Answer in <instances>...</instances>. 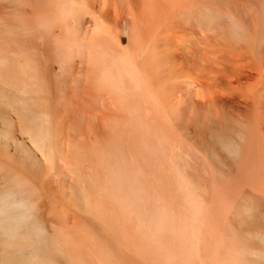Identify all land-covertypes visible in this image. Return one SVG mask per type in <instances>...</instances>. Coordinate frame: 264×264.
Here are the masks:
<instances>
[{"label":"rangeland","instance_id":"obj_1","mask_svg":"<svg viewBox=\"0 0 264 264\" xmlns=\"http://www.w3.org/2000/svg\"><path fill=\"white\" fill-rule=\"evenodd\" d=\"M46 1L0 0V63H6L1 67L7 72L10 62H20L24 52L19 50L30 52L28 58L34 51L31 57L44 71L40 73L41 83L47 85V90L43 86L41 106L44 103L51 111L55 140L59 142V159L53 164L24 125L28 114L18 89L25 82L9 74L14 82L8 85L12 81L8 73L1 76L0 89L6 87L9 97L0 94V176L18 175L29 184L31 200L37 204L35 223L44 229V235L30 247L9 246L0 240V264H181L185 258L182 264H188L187 260L192 264H221L233 257L244 261L247 254V264H264V0H78L88 8L79 41L95 39L100 28L105 31L102 40L107 47L123 38L122 50L135 56L144 72H149L154 55L167 58L159 73L148 77L147 85L136 90L133 86L139 84L132 82L125 91L105 80L94 57L76 56L62 68L57 51L71 41L67 32L71 26L65 23L43 34L37 25L47 9ZM28 28L36 30L27 32ZM12 30L18 31L14 37L15 32H9ZM16 51L18 58L9 60ZM6 54L8 60L2 61L1 55ZM18 62L11 64L18 66ZM23 72L21 79L27 76ZM88 89L96 98L86 104L81 95ZM53 95L62 96L61 100ZM130 99L138 100L129 105L135 104L134 110L128 107ZM71 118L77 123H70ZM150 125L154 127L151 133ZM104 156L111 162L135 161L139 166V180L131 181L130 188L139 191L147 205L155 199L152 206L143 203L148 213L134 217L138 211L125 205L115 182L108 180L109 188L104 191L88 180V173H92L105 183L109 168ZM10 190L0 188V194ZM190 196L203 207L209 204L212 208L206 219L208 228L200 236L202 244L196 249L183 244L188 248L184 250L180 236L194 217ZM186 201L191 203L187 208ZM169 206H173L172 211ZM156 207L172 213L167 220L169 229L160 230L151 222ZM201 219L205 217L195 222ZM162 230L168 235L174 233L168 237ZM237 234L248 241L249 253L237 250L242 245V240L234 241Z\"/></svg>","mask_w":264,"mask_h":264},{"label":"bare ground","instance_id":"obj_2","mask_svg":"<svg viewBox=\"0 0 264 264\" xmlns=\"http://www.w3.org/2000/svg\"><path fill=\"white\" fill-rule=\"evenodd\" d=\"M47 2V9H46V11H45V13L43 14V15H41L40 16V18L38 19V28L42 31V33L44 32V33H46V34H48V33H51L52 31H54L55 29H56V27L57 26H59V25H62V24H64V25H70L71 27H69L68 28V30H70V31H67V32H69L70 33V35H72V37H71V41L69 42V43H66V44H63L59 49H58V51H57V57L59 58V62L62 64L61 66H62V68L65 66L64 64H67L69 61L71 62V61H73L72 59H74L76 56H88L89 58H91V57H94L95 58V60L100 64V67H101V73H102V75H103V77L105 78V80L108 82V83H110L111 85H114V86H116L119 90H123V91H125L126 89H128V87L126 88V86H127V84H133L132 82H135V83H137V84H139V85H136V86H133V88H135L136 87V90H138L137 88L138 87H140L141 88V86L142 85H147L146 83H147V80H148V77L149 76H156L158 73H159V69H160V66H163V63H165L166 62V59L167 58H165L164 59V57H159V56H156V55H154V57H153V59H151L150 60V70H149V72H144V71H142L140 68H139V66H138V62H137V60H136V58H135V56H130L127 52H125L124 50H122V46H123V38L122 39H119L118 41H117V43L114 45V46H110L109 47V44H108V47L105 45V43L103 42V40L102 39H105L104 37H102L104 34H105V31L102 29V28H100L99 29V33H95L94 35H98L99 34V36L98 37H96L95 39L94 38H87V39H85L84 41H79L78 40V37L79 36H81L82 35V33H83V30H84V23H85V21L83 20V15H84V11L86 10V9H88L87 7H86V5L85 4H83V3H81V2H79L78 0H47L46 1ZM85 5V7H83ZM208 9H206V11H207ZM218 10V9H217ZM203 11V10H202ZM209 12V10L206 12V15H207V13ZM209 15V14H208ZM216 15V14H215ZM218 17H220V16H218ZM221 19V18H220ZM220 19H219V21H220ZM216 20H217V18H216ZM71 22H74L75 24L74 25H71ZM66 23V24H65ZM18 27V26H17ZM31 27V26H30ZM128 27H129V25H128ZM34 28V27H33ZM99 28V27H98ZM29 29V28H28ZM9 30H11V29H9ZM32 30V29H31ZM31 30L29 29L27 32H31ZM36 30V29H35ZM35 30H32V33H34L33 31H35ZM23 31H24V29H23ZM9 32H11L12 34H13V32H15L14 34H13V37L18 33V31H9ZM3 33V32H2ZM6 33V32H5ZM10 33V34H11ZM43 33V34H44ZM4 34V33H3ZM2 34V35H3ZM1 35V36H2ZM8 35V34H7ZM27 35V34H26ZM29 35H31V34H29ZM29 35H27V36H29ZM26 36V37H27ZM38 36V35H37ZM20 37V36H19ZM32 37H34L33 35H32ZM110 37V36H109ZM4 38V37H3ZM28 38V37H27ZM1 39V38H0ZM13 40V39H12ZM19 40H20V38H19ZM31 40V39H30ZM5 41H7V40H5ZM15 41H17V40H15ZM15 41H13V43H11V44H14V42ZM2 42V41H1ZM108 42V41H107ZM110 43V42H109ZM10 43H9V46L11 45ZM0 45H2V44H0ZM8 46V45H7ZM11 47V46H10ZM9 48V47H8ZM19 49V48H18ZM32 50V49H31ZM5 51H6V49H5ZM33 51V50H32ZM2 52V51H1ZM19 53L20 52H24V55L22 54V56L23 57H25L26 58V60H25V58L22 60V61H24L23 63H21V58H22V56H20L19 57V61L20 62H18V61H13V62H10V68H8L9 70V72L7 71V72H5L4 70H6V69H4L5 68V66H2V67H4L3 69H2V67H1V64L2 63H0V77L2 76H6V74H7V77H9V79L10 80H12V79H15V77H17V76H19V77H17V79L19 80H23V82H25V83H22V86L18 89V92H20V101L22 102L21 104L24 106H22L25 110H27V114H25V115H27V116H25V123H26V121H27V119L26 118H28V122H27V124H28V126H27V124H25L24 123V125L27 127L26 129H27V132L28 133H30L31 134V136L33 137V140L32 141H34V143L36 144V146L38 147V149L40 150V151H42V153H43V155L48 159L49 158V161L50 162H52L53 164L56 162L55 161V159H56V149H58L57 148V142L58 141H56L55 139V137H57V136H55L56 135V133H57V130L55 131V129L56 128H54V126L56 127V125L54 124V126H53V122L55 121V119H54V121H53V116L51 117L50 116V112H48L46 109V105H43L42 104V106H41V99L43 98V92H44V90L46 89V84H45V86L44 85H42V83L41 82H44V80L43 81H41L42 80V77H41V74L44 72V71H42L41 72V70H39V68H37L38 67V65L36 66L35 65V63H38V61H36V60H33V58L32 57H34L33 55H34V51H33V53H31V54H29L30 56H29V58H28V54H27V52H26V50H22V51H18ZM17 51L16 52H14L15 54V58L14 57H12V56H9V55H7L6 54V56L5 55H1V57H2V61H3V58H4V60H6L7 58H8V56L10 57L9 58V60L11 59V58H13V60H15V59H17L18 58V56L21 54H19ZM13 53V52H12ZM18 53V54H17ZM26 53V54H25ZM28 53H30V52H28ZM5 54V53H4ZM26 55H27V57H26ZM32 56V57H31ZM5 57H7V58H5ZM162 58V59H161ZM92 59V58H91ZM164 59V60H163ZM8 60V59H7ZM1 61V62H2ZM31 61V62H30ZM35 63H34V62ZM7 62V61H6ZM14 62H18V63H20L21 64V67L19 66L20 64H18V63H15V65H17L18 64V66H19V69H21V68H23L24 67V65H25V68L23 69V71H26V78L25 79H27L26 81H25V79H23V76H22V79H21V76L20 75H23V71H22V69H21V71L18 69V66H14V65H12L11 63H13L14 64ZM26 62L28 63V64H26ZM69 62V63H70ZM5 63V62H4ZM25 63V64H24ZM68 63V64H69ZM22 64H24V65H22ZM67 64V65H68ZM2 65H6V63L5 64H2ZM23 66V67H22ZM12 67H17V68H15V70H14V68L12 69ZM67 67V66H66ZM10 69H11V73H10ZM1 70H3V72L1 71ZM20 71V72H18V71ZM53 70H56V69H53ZM14 71H17V72H15V74H14ZM64 71H65V69H64ZM5 72V73H4ZM152 72V74L150 75L149 73H151ZM3 75H2V74ZM17 73L19 74V75H17ZM21 73V74H20ZM41 73V74H40ZM9 74H12V77H10V75ZM14 74V75H13ZM45 74V73H44ZM12 78V79H11ZM45 78V77H44ZM43 78V79H44ZM8 79V78H7ZM17 79H15V80H17ZM64 79V78H63ZM62 79V80H63ZM5 80V79H4ZM9 80V81H10ZM19 80V81H20ZM101 80H102V78H101ZM12 82H14V80H12L11 82H6L8 85H11L12 84ZM11 83V84H10ZM63 83V82H62ZM25 84V85H24ZM109 84V85H110ZM63 85H64V83H63ZM6 86V85H5ZM43 86L45 87V89L43 88ZM138 86V87H137ZM3 87V86H2ZM130 87V86H129ZM132 87V86H131ZM131 87H130V89H131ZM144 87H146V86H144ZM110 88V87H109ZM2 89V90H1ZM0 89V91H1V93L0 94H2L3 96L4 95H7V92H9V90L5 87H3V88H1ZM60 90H61V88H59ZM65 89V88H64ZM63 89V90H64ZM129 89V90H130ZM8 90V91H7ZM47 90V89H46ZM116 90V89H115ZM132 91H133V93H134V90L133 89H131ZM57 91V90H56ZM59 91V90H58ZM123 91H121V92H123ZM131 91V92H132ZM6 92V93H5ZM12 92V91H11ZM47 92V91H46ZM64 92V91H63ZM66 92L68 93L69 91H68V89L66 90ZM116 93H117V91H115ZM130 92V91H129ZM131 92H130V96H132L131 95ZM150 92V91H149ZM55 93H57L58 94V92H55ZM67 93H65V96H63V97H66V95H67ZM70 93V92H69ZM68 93V96L70 95ZM124 93V92H123ZM122 93V94H123ZM132 93V94H133ZM8 94H10V93H8ZM63 94V93H62ZM94 91L93 90H91V89H88V90H85L84 92H83V94L81 95L83 98V100H85V102H86V104H88V103H91V101H92V98L93 97H95L94 96ZM121 94V93H120ZM136 94H137V92H136ZM135 94V95H136ZM13 95V94H12ZM117 95H118V93H117ZM138 95V94H137ZM136 95V96H137ZM54 96V95H53ZM58 95H55L53 98H55V100H56V97H57ZM121 96V95H120ZM119 95H118V97H120ZM5 97H9V95H7V96H5ZM59 97L60 96H58V99H59ZM62 97V96H61ZM60 97V98H61ZM133 98H134V96H132ZM3 98V97H2ZM52 98V99H53ZM96 98V97H95ZM142 99H143V97H141ZM57 99V100H58ZM66 99H68V97H66L65 98V101L64 102H66V101H68V100H66ZM70 99H72V98H70ZM69 99V100H70ZM136 99V98H135ZM59 100H61V99H59ZM64 100V99H63ZM94 100V99H93ZM123 100V99H122ZM54 101V100H53ZM131 101H134V103H135V101L136 100H132V99H130V102H129V104H128V107H131V108H133L132 106H134L135 104H133L132 103V106H129L130 104H131ZM142 101V100H141ZM140 101V102H141ZM150 101V100H149ZM138 102V100L136 101V103ZM84 103V102H83ZM93 103V102H92ZM146 103V102H145ZM12 104V103H11ZM59 103L57 102V105H58ZM85 104V105H86ZM143 105H145L144 103H142ZM138 106H139V104H137ZM147 105V104H146ZM14 106V105H13ZM60 106V105H59ZM58 106V107H59ZM44 107H45V109H44ZM135 107V106H134ZM137 108V110H138V107H136ZM142 108V107H141ZM145 108V107H144ZM130 109V108H129ZM143 109V108H142ZM133 110H134V108H133ZM136 110V111H137ZM63 111V110H62ZM130 111H132L131 109H130ZM138 111H140V109L138 110ZM137 111V112H138ZM142 111V110H141ZM133 112V111H132ZM136 112V113H137ZM135 113V114H136ZM142 113V112H141ZM52 114V113H51ZM76 114V113H75ZM134 114V113H133ZM134 114V115H135ZM80 116V115H79ZM137 116V115H136ZM79 118V117H78ZM136 118V117H135ZM72 119V121H70V123L71 122H76L77 123V121H76V118H71ZM141 119V118H140ZM78 120V119H77ZM149 120V119H148ZM147 120V121H148ZM53 121V122H52ZM134 121V120H133ZM145 121V120H144ZM149 122V121H148ZM60 123V122H59ZM133 123V122H132ZM150 123V122H149ZM58 124V123H57ZM135 124V123H134ZM151 124V123H150ZM71 125V124H70ZM78 125V124H77ZM76 125V126H77ZM149 126V125H148ZM152 125H150V129L153 127H151ZM143 127V126H142ZM60 128V127H59ZM132 128V127H131ZM134 128V127H133ZM154 128V127H153ZM153 128L151 129V131H150V133L152 132V130H153ZM157 128V127H156ZM155 128V129H156ZM158 129V128H157ZM134 130V129H133ZM162 131V130H161ZM56 132V133H55ZM102 132L103 131H101L100 133L102 134ZM135 132V131H134ZM149 132V131H148ZM158 132V134H163L162 132L160 133L159 132V130L157 131ZM59 133V132H58ZM165 133V132H164ZM61 134V133H60ZM58 135V134H57ZM163 136H164V134H163ZM165 137V136H164ZM167 137V136H166ZM165 139V138H164ZM61 141V140H60ZM163 141V140H162ZM174 141V140H173ZM59 143V142H58ZM153 143V142H152ZM124 144V143H123ZM170 144H171V142H170ZM173 144H174V142H173ZM227 144V143H226ZM59 145V144H58ZM146 145V144H145ZM231 145V144H230ZM125 146H126V144H125ZM140 146V145H139ZM162 146V145H161ZM169 146V145H168ZM229 146V145H228ZM232 146H234V145H232ZM59 147V146H58ZM171 147V146H170ZM235 147V146H234ZM173 148V147H172ZM229 148V147H228ZM73 149V148H72ZM75 149V148H74ZM76 150V149H75ZM159 150V149H158ZM233 150V149H232ZM116 151V150H115ZM169 151V150H168ZM103 154V153H102ZM138 154V153H137ZM64 155V154H63ZM104 155V154H103ZM139 155H140V153H139ZM138 155V156H139ZM143 155H145V154H143ZM147 155V154H146ZM173 155H175V154H173ZM178 155V154H177ZM107 156V155H106ZM113 156V155H112ZM111 157V156H110ZM114 157V156H113ZM58 159H59V157H57ZM167 158V157H166ZM46 159V160H47ZM58 159H56V160H58ZM111 158H105V156H104V163L106 164V166H107V168H109V176L108 175H106V181H105V183H100V180H98L97 178H96V176H94V174H92V173H88V174H90V175H88V174H86V175H88L87 176V178H88V180L90 181V182H92V185L94 184L95 186H98V187H100V189H102V190H104V191H106V190H108V188H109V185H110V182L108 181V180H111V183H113V182H115L118 186H119V188H118V190L120 189V191L122 192V194H123V198H121V199H123V201H125L124 203H127V204H125L126 206L127 205H132V208H135V210H137L138 212L136 213V214H138V215H134V217L136 216V217H140L141 215L143 216V214L142 213H144V212H146V213H148L147 211H144L146 208H145V206L144 205H147L145 202H143L144 200H142V197L140 196V192L139 191H136V192H134V191H132L133 189V187H132V185L130 186V182L131 181H133V182H138V180H139V175L141 174V172L139 171V166L137 167L135 164V161L133 162V163H128V164H130V165H128L126 162L125 163H123L124 161H126V160H124L123 162H117V161H113V162H111V160H110ZM146 159V158H145ZM183 159V158H182ZM140 160V159H139ZM49 161H46L47 163L49 162ZM100 162H102V160L100 161ZM184 162H185V160H184ZM57 163H60V160H59V162H57ZM135 163V164H134ZM143 163V162H142ZM145 163V162H144ZM51 164V163H50ZM186 164V163H185ZM101 165V164H100ZM104 165V164H103ZM135 165V166H134ZM51 166V165H50ZM49 166V167H50ZM61 167V166H60ZM59 167V168H60ZM91 167V166H90ZM144 167V166H143ZM54 168V167H53ZM188 168V167H187ZM168 169V168H167ZM181 169V168H180ZM3 170V169H2ZM173 170V169H172ZM172 170L169 172V174L172 172ZM179 170V169H178ZM184 170V169H183ZM146 172V171H145ZM1 173V172H0ZM9 175H12V176H14V177H17V178H19V179H22V181L24 182L23 183V187L21 188V185L16 181V180H14L13 181V183H16V189L15 190H10L9 191V193L7 194V196H5L4 197V200H3V204L1 205L2 207H4L5 209H10V208H13V207H15V205H16V198L15 197H17V195H21V198H24V199H29V200H31V198L33 197L32 195H33V192L31 191V188H30V186L28 187V183L26 182V180L25 179H23L22 177H18V175H13V174H10L9 173ZM86 175H84V176H86ZM92 175V176H91ZM168 175V174H167ZM185 175V174H184ZM148 177V176H147ZM173 177V176H172ZM176 177V176H175ZM81 178V177H80ZM82 178H83V175H82ZM81 178V179H82ZM185 177H183V179H184ZM187 178H189V177H187ZM160 179V178H159ZM166 179V178H165ZM79 180V179H78ZM102 180V179H101ZM155 180V179H154ZM181 180V179H180ZM88 181V182H89ZM172 181V180H171ZM184 181H188V180H184ZM183 182V181H182ZM82 184L84 183V182H81ZM80 183V184H81ZM156 183V182H155ZM178 183V182H177ZM184 183V182H183ZM182 183V184H183ZM189 182H187V184H188ZM81 184V185H82ZM158 184V183H157ZM186 184V185H187ZM190 184V183H189ZM112 185V184H111ZM168 185V184H167ZM196 185H198V184H196ZM38 186V185H37ZM94 186V187H95ZM117 186V187H118ZM82 187V186H81ZM83 187H85L84 185H83ZM130 187H132V188H130ZM171 187V186H170ZM185 187V186H184ZM189 187V186H188ZM88 188V187H87ZM92 188V187H91ZM111 188V187H110ZM32 189H34V188H32ZM86 189V188H85ZM94 189V188H93ZM151 189V188H150ZM95 190V189H94ZM136 190V189H135ZM160 190V189H159ZM172 190V189H171ZM174 190V189H173ZM192 190V189H191ZM198 190H200V188L198 189ZM29 193H28V192ZM82 191H83V189H82ZM96 191V190H95ZM184 191V190H183ZM185 191H187V189L185 190ZM189 191V190H188ZM187 191V192H188ZM194 191V190H193ZM202 191V190H201ZM28 193V195H27V193ZM121 192H120V194H121ZM134 192V193H133ZM149 192V191H148ZM167 192V191H166ZM186 192V193H187ZM16 193H18V194H16ZM87 193V192H86ZM117 193H119V192H117ZM191 193L193 194V192L191 191ZM94 194V193H93ZM120 194H117V195H120ZM146 194V193H145ZM168 194V193H167ZM191 194V195H192ZM194 194H195V192H194ZM157 195V194H156ZM188 195V194H187ZM199 195V194H198ZM90 196V195H89ZM195 196V195H194ZM82 197L83 198H85L83 195H82ZM87 197V196H86ZM199 197V196H198ZM34 198V197H33ZM150 198V197H149ZM153 198H155V197H153ZM190 198H191V196H190ZM193 198V197H192ZM191 198V199H192ZM200 198V197H199ZM87 199H89V197L87 198ZM152 199V198H151ZM171 199V198H170ZM193 199H196V198H193ZM193 199L192 200H189V198H188V201H192V205H193V211H194V217H192L193 219H191V217H190V220H192V221H190L189 222V230L187 229V232H186V229L185 230H183V231H185L186 232V234H185V232H183V233H181V236H180V238L182 239V241H184L185 243H181L180 245H182L183 246V244H184V246L185 245H187V247L189 248V249H196V247H198L200 244H202V243H200V239H202V238H200V236H201V234L203 233V229H205V227H207L208 226V221L206 220V219H209V217H210V214H211V208H212V206L211 205H209L208 204V202H207V204H208V206H205L204 205V207L202 206V204L200 203V202H198V201H196V200H194L193 201ZM204 199V198H203ZM86 200V199H85ZM91 200V199H90ZM95 200V199H94ZM153 200H155V199H153ZM151 201V205L150 204H148L149 206H152V204H153V202L154 201ZM186 200V199H185ZM197 200H199V199H197ZM213 200V199H212ZM146 201H148V200H146ZM149 201H150V199H149ZM202 202H203V200H201ZM205 201V200H204ZM209 201V200H208ZM211 201V200H210ZM213 202H215V201H213ZM119 203V202H118ZM143 203H145L144 205H143ZM150 203V202H149ZM157 203V202H156ZM170 203V202H169ZM186 203H187V201H186ZM189 203L190 202H188L187 204L188 205H186V208H187V206H189ZM93 204V203H92ZM98 204V203H97ZM88 205V204H87ZM95 205H96V203H95ZM148 205L146 206V207H148ZM155 205V204H154ZM153 205V206H154ZM190 205H191V203H190ZM125 206V207H126ZM134 206V207H133ZM155 206H157V204L155 205ZM209 206H211V207H209ZM158 207V206H157ZM154 208V209H156V211L154 212V211H152L153 213H155V215H152V213H151V215L153 216V220L151 221V222H153V223H155V225L157 224L158 226H159V228H160V230H161V228H164V229H167L168 228V221L167 220H169V219H171L172 218V213L168 210L167 212L165 211V212H160L161 211V209L160 208ZM165 207V206H164ZM169 207H171V206H169ZM168 207V208H169ZM173 207V206H172ZM172 207L171 208H169L171 211H172ZM215 207V206H214ZM128 208H129V206H128ZM152 208V210H153V207H151ZM150 208V209H151ZM167 208V209H168ZM182 208V207H181ZM180 208V209H181ZM189 208V207H188ZM191 208H192V206H191ZM92 209V208H91ZM131 209V208H130ZM159 209H160V211H159ZM163 209H166V208H162V210ZM223 209H224V207H223ZM178 210V209H177ZM216 210V209H215ZM227 210V209H226ZM230 210V209H229ZM234 210V209H233ZM133 211V210H132ZM180 211V210H179ZM190 211V210H189ZM213 211V210H212ZM217 211V210H216ZM219 211H221V209L219 210ZM119 212V211H118ZM225 212V211H224ZM226 212H228V210L226 211ZM234 212V211H233ZM233 212H232V214H233ZM90 213V212H89ZM110 213H111V211H110ZM135 213V212H134ZM145 213V214H146ZM183 213H185V215H187V217H188V215L189 214H186V212H183ZM182 213V214H183ZM191 213V212H190ZM219 213V212H218ZM217 213V214H218ZM87 214H88V212H87ZM174 214V213H173ZM216 214V215H217ZM220 214V213H219ZM223 214V213H222ZM228 214H230V213H227V216H228ZM89 215V214H88ZM108 215V214H107ZM177 215V214H176ZM175 215V216H176ZM181 215V214H180ZM185 215L183 216V218H185ZM193 215V214H192ZM178 216V215H177ZM201 216V217H200ZM202 216H203V219H204V217H205V220H203L202 221V219H201V223L200 222H198V223H196L198 220V218H202ZM91 217V216H90ZM101 217V216H100ZM179 217H181V216H179ZM214 216H212L211 217V219L213 218ZM228 217H230V216H228ZM175 218V217H174ZM183 218H180V219H183ZM217 218V217H216ZM221 218V217H220ZM223 218H226V217H223ZM98 219V218H97ZM139 219V218H138ZM186 219V218H185ZM229 219V218H228ZM107 220V219H106ZM135 220H137L136 218H135ZM141 220V219H140ZM177 220V219H176ZM175 220V221H176ZM188 220V219H187ZM222 220H224V219H222ZM38 221V220H37ZM40 221V220H39ZM99 221V220H98ZM108 222H109V220H107ZM172 221V220H171ZM196 221V222H195ZM217 221V220H216ZM225 221H226V223H225ZM224 221V223L225 224H227V220H225ZM102 222V221H101ZM132 222V221H131ZM138 222H139V220H138ZM174 222V221H173ZM172 222V223H173ZM180 222V221H179ZM183 222H185V221H183ZM213 222V221H212ZM140 223H142V220H141V222ZM153 223H151L152 224V226L154 225ZM211 223V222H210ZM223 223V222H222ZM223 223V224H224ZM229 223L231 224V222L229 221ZM41 224V223H40ZM171 224V223H170ZM183 224H185V223H183ZM216 224H218L217 222L215 223V225ZM224 224V226H227V225H225ZM154 225V226H155ZM220 225V224H219ZM218 225V226H219ZM233 225V224H232ZM158 226H157V229H159L158 228ZM186 226H187V223H186ZM212 226V225H211ZM210 226V227H211ZM231 226V225H230ZM172 227H173V225H172ZM175 228H176V226H174ZM181 227H184V225L182 226L181 225ZM208 228V227H207ZM225 228H228V227H225ZM231 228V227H230ZM229 228V229H230ZM108 229V228H107ZM156 229V226H155V228H154V230ZM169 229V228H168ZM177 229V228H176ZM175 229V230H176ZM181 229H183V228H181ZM210 229V228H209ZM222 229H223V227H222ZM228 229V230H229ZM233 229V228H232ZM231 229V230H232ZM159 230V231H160ZM223 230H225V229H223ZM120 231V230H119ZM163 231V230H162ZM189 231V232H188ZM217 232L219 231L220 232V230H219V228H218V230H216ZM234 231V230H233ZM164 232V231H163ZM169 232V231H168ZM176 232V231H175ZM215 232V231H214ZM226 232H227V230H226ZM236 232V231H235ZM165 233V232H164ZM173 233H174V231H173ZM172 233V234H173ZM216 233V232H215ZM232 233V232H231ZM239 233V232H238ZM156 234H158V233H156ZM161 234H163V233H161ZM160 234V235H161ZM165 234H167V233H165ZM170 234V233H169ZM172 234H170V235H172ZM212 234H214V233H212ZM227 234H230L229 232L227 233ZM234 234V233H233ZM233 234H232V236H233ZM236 234V233H235ZM170 235H168L167 234V236L169 237ZM223 235V234H222ZM224 235H225V232H224ZM61 236V235H60ZM166 236V235H165ZM176 236V235H175ZM208 236V235H207ZM229 235H227V237H228ZM176 237H179V236H176ZM202 237H204V236H202ZM212 237H214V236H212ZM224 237V236H223ZM161 238H162V236H161ZM218 238V237H217ZM236 238L237 239H239V241H241V243H242V245H240V246H238V247H236L237 248V250L238 251H240V252H242V253H247V251H248V253H249V245H248V241H246V240H244V239H241V237H240V235H236V237H235V239H234V241L236 240ZM207 239V238H206ZM224 239V238H223ZM108 240V239H107ZM226 240H228V239H226ZM233 240V239H232ZM146 241V240H145ZM179 241V240H178ZM181 241V240H180ZM204 242H205V240H203ZM209 241V240H208ZM230 241V240H229ZM162 242V241H161ZM202 242V241H201ZM226 242V241H225ZM228 242V241H227ZM237 242V241H236ZM206 243V242H205ZM223 243V242H222ZM212 244V243H211ZM226 244V246H227V243H225ZM218 245V244H217ZM222 246H223V244H221ZM220 245V246H221ZM230 245H232V244H230ZM183 246V247H184ZM226 246H224L225 247V249L227 248ZM4 247V246H3ZM5 247H6V245H5ZM9 247V246H8ZM186 247V246H185ZM185 247H184V250H188V248H186L185 249ZM233 247V246H232ZM210 248V247H209ZM216 248V247H215ZM221 249H223V248H221ZM225 249H223V251L225 250ZM234 249H235V247H234ZM227 250V249H226ZM225 250V251H226ZM43 251V250H42ZM193 251V250H192ZM222 251V250H221ZM220 251V253H222ZM225 251H224V255H225ZM250 251H252V250H250ZM188 252H190V251H188ZM195 252H196V250H195ZM197 253V252H196ZM235 253V252H234ZM252 253V252H251ZM193 254H194V252H193ZM226 255H228L227 253H226ZM251 255V254H250ZM196 256L197 255H195L194 257L196 258ZM210 256V255H209ZM217 256H219V255H217ZM221 256V255H220ZM232 256V255H231ZM240 256H241V254H240ZM247 256H249V254H247L246 256H245V259H244V261H242V260H238L237 258H235V257H233V258H231V259H228V261L227 260H224V261H221V264H245L246 263V260L248 259L247 258ZM207 257V256H206ZM206 257H204V258H206ZM222 257H223V255H222ZM221 257V258H222ZM225 257V256H224ZM38 258V257H37ZM194 258V259H195ZM203 258V259H204ZM214 258V257H213ZM219 258V257H218ZM226 258V257H225ZM194 259H193V261H194ZM200 259V258H199ZM241 259H243V258H241ZM41 260V259H40ZM184 260H186V258L184 259ZM184 260H183V262H184ZM195 260H197V259H195ZM207 260V259H206ZM205 260V261H206ZM250 260V259H249ZM187 261H189L188 262V264H192V261H190V260H187ZM199 261H201V260H199ZM211 261V260H210ZM214 261V260H213ZM217 261V260H216ZM215 261V262H216ZM41 262V261H40ZM182 262V263H183ZM186 262V261H185ZM184 262V263H185ZM207 262V261H206ZM218 262V261H217ZM217 262H216V264H217ZM42 263V262H41ZM181 263V264H182ZM219 263V262H218ZM193 264H195V263H193ZM205 264H207V263H205ZM220 264V263H219ZM247 264V263H246ZM250 264H252V263H250Z\"/></svg>","mask_w":264,"mask_h":264},{"label":"clouds","instance_id":"obj_3","mask_svg":"<svg viewBox=\"0 0 264 264\" xmlns=\"http://www.w3.org/2000/svg\"><path fill=\"white\" fill-rule=\"evenodd\" d=\"M14 180L21 185V188L23 187L22 179L12 175H2L0 176V188L16 189ZM5 196H7V191L0 194V205L3 204ZM36 218V201L17 196L15 207L0 208V240L9 246L30 247L44 235V229L35 223Z\"/></svg>","mask_w":264,"mask_h":264}]
</instances>
